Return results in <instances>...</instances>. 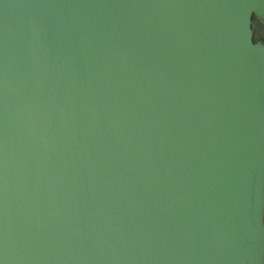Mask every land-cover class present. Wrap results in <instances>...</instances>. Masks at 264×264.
<instances>
[{
	"label": "water",
	"instance_id": "obj_1",
	"mask_svg": "<svg viewBox=\"0 0 264 264\" xmlns=\"http://www.w3.org/2000/svg\"><path fill=\"white\" fill-rule=\"evenodd\" d=\"M264 0H0V264H264Z\"/></svg>",
	"mask_w": 264,
	"mask_h": 264
},
{
	"label": "trees",
	"instance_id": "obj_2",
	"mask_svg": "<svg viewBox=\"0 0 264 264\" xmlns=\"http://www.w3.org/2000/svg\"><path fill=\"white\" fill-rule=\"evenodd\" d=\"M251 27L254 41H261L264 43L263 27L264 22L260 21L256 15L252 16Z\"/></svg>",
	"mask_w": 264,
	"mask_h": 264
},
{
	"label": "rangeland",
	"instance_id": "obj_3",
	"mask_svg": "<svg viewBox=\"0 0 264 264\" xmlns=\"http://www.w3.org/2000/svg\"><path fill=\"white\" fill-rule=\"evenodd\" d=\"M259 19V18H258ZM260 21H262V22H264V20H261V19H259ZM263 33H264V27H263ZM253 35V34H252ZM259 42H261V41H259ZM263 43V42H262Z\"/></svg>",
	"mask_w": 264,
	"mask_h": 264
}]
</instances>
